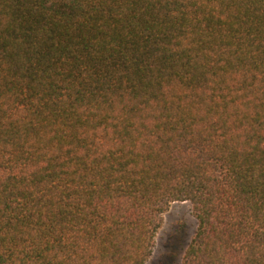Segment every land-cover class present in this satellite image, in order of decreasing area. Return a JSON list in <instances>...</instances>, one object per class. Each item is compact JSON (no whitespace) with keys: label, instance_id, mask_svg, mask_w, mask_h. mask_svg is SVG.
<instances>
[{"label":"trees","instance_id":"1","mask_svg":"<svg viewBox=\"0 0 264 264\" xmlns=\"http://www.w3.org/2000/svg\"><path fill=\"white\" fill-rule=\"evenodd\" d=\"M264 264V0H0V264Z\"/></svg>","mask_w":264,"mask_h":264},{"label":"rangeland","instance_id":"2","mask_svg":"<svg viewBox=\"0 0 264 264\" xmlns=\"http://www.w3.org/2000/svg\"><path fill=\"white\" fill-rule=\"evenodd\" d=\"M196 227L188 202H173L163 214L150 258L145 264H181Z\"/></svg>","mask_w":264,"mask_h":264}]
</instances>
